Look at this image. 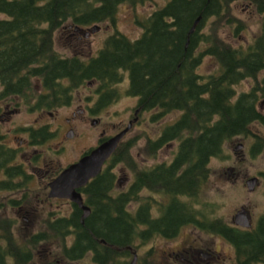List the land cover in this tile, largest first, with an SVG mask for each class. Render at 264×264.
I'll return each instance as SVG.
<instances>
[{
  "label": "trees",
  "instance_id": "1",
  "mask_svg": "<svg viewBox=\"0 0 264 264\" xmlns=\"http://www.w3.org/2000/svg\"><path fill=\"white\" fill-rule=\"evenodd\" d=\"M119 1L0 0V13L5 14L0 17V106L1 101L7 99H18V102L21 99L31 110L50 109L68 102L74 87L81 82L72 71L77 72L81 67L76 65V57H59L53 46L54 30L67 19L87 24L104 15H111ZM233 1L236 0H171L147 20V24L157 28L135 42L125 38L107 39L99 56L87 68L88 74H100L103 84L120 80L121 69H126L130 76L129 93L142 94L141 102L146 106L159 105L163 112L183 109L184 113L174 124L165 127L157 139H148L147 146L154 153L168 140L178 138L180 142L174 164L166 166L160 174L135 167L131 188L115 197L109 195L116 181V173L109 165L82 187L86 202L94 207L84 224L88 239L83 240H92L94 233L117 241L131 236L142 212L138 217L125 212L120 205L110 209L109 206L103 208L102 204L94 203L136 199L138 195L135 197L133 193L146 180L163 182L180 191L190 189L200 177V171L206 173L205 165L210 157L221 154L227 138L241 130L255 114L257 98L254 89L264 88V76L257 79V86L251 91L241 92L240 95H236L234 85L245 78L257 77L264 69V29L245 46L222 38L214 26L206 34L198 30L188 32L200 15L202 25L210 16L231 22L229 18H234ZM252 1L257 3L259 11L264 12V0ZM165 13L173 15L175 20L170 23L165 21L161 18ZM172 25H177V29H170ZM188 38L191 42L186 47ZM199 41H206L208 45L199 49ZM205 53L217 59L220 71L203 82L198 68ZM68 61L72 62L71 65ZM37 78L41 89L35 85ZM65 78H68L67 83ZM207 90H211L210 94L202 96ZM193 114L201 124L193 126L189 123ZM27 129L35 143L53 135L45 125L29 126ZM134 144V139L122 140L113 152V161L132 164L131 148ZM17 154L16 148L1 139L0 190L15 189L21 185L22 181L15 179L17 176H22L24 180L29 178L22 164L12 165ZM184 163L190 166L182 169ZM176 213L173 210L171 215ZM72 217L79 218L80 214L74 213ZM73 222L63 224V227L73 225L77 228L80 224L76 220ZM4 227L9 234L8 226ZM245 243L253 253H261L264 250V235ZM7 253L8 247L0 246V264H5Z\"/></svg>",
  "mask_w": 264,
  "mask_h": 264
},
{
  "label": "flooded vegetation",
  "instance_id": "2",
  "mask_svg": "<svg viewBox=\"0 0 264 264\" xmlns=\"http://www.w3.org/2000/svg\"><path fill=\"white\" fill-rule=\"evenodd\" d=\"M170 1L171 0H167L164 5L155 8L150 12L140 10L139 14L136 13L135 21L138 22V25L132 32L135 31L140 34L133 38L124 32L126 30L123 26L118 24L117 12L119 11L121 4L130 3L138 8V5L141 6L142 3H146V0H120L111 15H107L106 17L104 15V17L99 18V20L87 24L67 19L54 30L53 46L59 54V57L62 59L76 57V60L78 61L76 65H80L81 67L77 72L72 71L75 76L77 75V77L81 79L79 85L75 87L81 86L85 83H88L91 86L92 84H96L95 91L91 93V98L86 106L84 107L80 104L79 108L73 112V117L66 118L68 127L62 133L63 137L60 140V142H62V147H64L63 143L65 142V139H73L79 134L75 128L77 123L74 122L76 120L82 118L84 121L90 120L94 125H98L100 118L94 117L92 114L98 112L111 101L118 100L122 94H127L133 97L135 103L132 106L133 111L126 121L108 126L110 128L114 127L115 131L113 133L108 132V127H104L100 131L96 144L83 149L77 159L58 168L51 167V162L47 164V160L45 159L48 170L46 171L47 181L44 184L37 186V188H41L44 194H46V197L38 195L36 198L39 200L38 204L48 210L47 216H45V210L34 203H22L18 197L12 199L11 204L19 208V214L23 216V219H29L28 215L33 212L35 213L34 219L38 222L34 229L30 232L24 233L16 229L17 221H20L19 218L1 216L0 246L1 248L8 247L5 264H264V250L261 253L255 254L250 250V246L245 243L256 236H260L261 238V235H264V168L248 171L247 168L246 170H242V168H236V165H230L223 173L226 174L229 172L228 175L231 174L234 176L233 181H239V183L225 191L223 201H214L212 196L206 197L208 182L212 175L210 162L213 157H222L223 152L219 155H213L210 157L207 166L205 165L207 169L206 173L202 174L200 171V177L194 181L190 189L180 191L163 182L154 183V181L151 183L146 180L145 184L142 185L138 191H133V196L136 197V195H138L136 199L119 203H115V201L94 203L95 205H99V203L102 204L104 206L103 208L109 206L110 209L115 206L119 207L120 205L123 206L122 209L125 212L138 217L139 212H142L139 221H136L135 231L132 235H127L126 237L118 239V241L95 233L92 240H83L88 239V235L84 232L86 218L94 211L93 205L86 202V195L82 190V187L85 185L78 188L83 195L84 204L90 207V211L85 217L83 216L85 208L80 206L79 203L68 197L49 195L51 189L50 181L53 180V178H55L65 167L78 161L82 156L100 145L107 138L121 131L129 123H132V129L138 123L143 121L146 112L149 110L156 109V111H153V119L158 115L161 116H159L160 118H163L167 113L172 111L163 112V108L159 105L152 107L146 106V103L144 104L141 102L142 94L129 93L130 76L129 71L126 69H121L122 76L120 80L106 84L101 82L100 74L95 72L88 74L87 72L89 65L92 61H95L96 57L100 54V50L104 48L107 39L112 37L114 39L125 38L130 42H135L138 39H141L144 37L145 33L152 32L157 28L156 25L147 24L149 17L153 16L156 11L163 9ZM161 18L168 23L175 20L173 15L167 13L162 15ZM197 18H199V21L194 29H192ZM197 18H195L189 28V33L196 30L202 32L201 28L203 25L200 24L201 15ZM207 21L208 18L205 19L204 23ZM170 29L176 30L177 25H172ZM103 30L108 32V34L106 35L102 46L94 52L91 50V45L93 44L91 36ZM57 31H60L63 34L67 32L68 34L66 36L70 39L68 43L72 44L77 49H89L86 53L88 55L84 57L83 55H85V53L80 54L78 51H75L73 54H64L57 50L55 47V34ZM190 42V38H188L185 44L186 47H188ZM198 44L199 49H201L205 48L208 45V42L199 41ZM197 52H200V50ZM206 54L208 53L203 54V56ZM68 62L71 65L72 62ZM200 74L201 79L204 82L214 73ZM64 81L67 83L68 78H65ZM122 81L127 82L125 86L120 85ZM75 87L72 92V97L68 102L60 103L53 108L57 109L58 107L72 104ZM251 90H243L241 92ZM254 91L257 98L254 104L255 114L247 120L245 126L241 128V130L230 138H227L225 141L226 143L230 139L238 140L235 145V152L241 162L245 161L247 156L255 158L259 157V155L264 152V103L263 101H260V93L264 92V88H256ZM210 92L211 90H207L202 96H207L206 94H210ZM241 92L237 93L236 90V95H240ZM53 108L43 110L50 111L51 114H54L55 111H52ZM3 110L4 107L1 103L0 112ZM177 110L182 111L181 115L176 120L164 125L160 135L163 134L165 127L174 124L182 117L184 110ZM0 116H4V114H1ZM215 117L216 116L213 117V120ZM189 123L193 126L201 124L200 120H197V117L194 114L191 115ZM40 125L48 126L53 132V135L45 139L43 142L35 143L30 137V130L27 129L29 126L35 125L30 124L24 126L26 131H28L27 137H16V139H20V143L27 142L36 145L55 138L56 130L52 129L49 123ZM62 128V126L59 127V134H61L60 129L62 130ZM56 129H58L57 126ZM124 136L121 140L124 139ZM159 136L155 138L150 137L149 139H157ZM245 138L251 139V142L247 143L246 140H244ZM172 140L176 142L178 141L179 148L180 140L176 137L168 140L162 146ZM8 145L18 150V154L11 162L12 165L22 164L26 174L29 175V177L33 176L34 173L29 174L28 168L29 166L33 167L37 165V163L34 162L39 161V156L36 155L35 159L30 158L29 160H22L20 148L24 145L19 146L9 143ZM113 154H111L104 163V168L109 165L116 173L115 185L110 188L109 195L111 197H115L119 193L129 190L131 188V183L135 178L134 175L132 182L127 188L122 189L118 187L117 183L120 182L121 178L117 177L118 174L114 167L121 161H113ZM176 155L177 152L170 161L165 160L157 162L148 168L145 167L141 169L148 170L151 173L160 174L166 169V166L174 164ZM160 165L161 167L158 168ZM188 166H190V164L184 163L182 169H186ZM203 166L204 164H202V167ZM15 179L22 181V184L15 189L10 190L16 191L19 189H25L26 198L27 189L33 186L29 185L28 179L24 180L22 176H17ZM217 188L218 187H216V189ZM153 193H157L158 197ZM52 198L66 199L64 202H67L68 205L64 207L59 205V208L54 207L50 209V205L54 203V201L51 200ZM213 202H217L219 208H216ZM133 203L136 205H132ZM173 210H176L177 213L171 215ZM77 212L80 214V217H72L73 214ZM75 220L80 223L77 228L73 225L66 226L65 228L63 227V224H71L74 223L73 221ZM127 221L130 222V219L127 218ZM5 225H7L10 230V233L8 232L9 234H6L7 232H5ZM67 230L69 231L67 232ZM244 244L247 246H244Z\"/></svg>",
  "mask_w": 264,
  "mask_h": 264
},
{
  "label": "rangeland",
  "instance_id": "3",
  "mask_svg": "<svg viewBox=\"0 0 264 264\" xmlns=\"http://www.w3.org/2000/svg\"><path fill=\"white\" fill-rule=\"evenodd\" d=\"M167 0H146V3H142L141 6L138 5L136 8L130 3L121 4L119 11L117 12L118 24L123 26L126 34L130 37H136L140 33L132 32L134 28L138 25L135 21L136 13L139 14L140 10H146L147 12L152 11L166 3ZM232 15L234 18H229L232 20L228 22L225 18H218L217 16L208 17V21L203 23L201 31L203 33H210L212 26L217 31L216 33L222 38L226 39L230 43L235 45H247L250 43L254 37L264 29V12L259 11L257 3L252 0H236L232 2ZM4 13H0V17H4ZM228 17V16H227ZM68 23V22H67ZM68 33L64 34L57 31L55 34V47L57 50L64 54H73L78 51L80 54L86 57L89 49L80 50L77 49L72 44L68 43L70 41L69 37L66 36ZM108 32L101 31L99 33L93 34L91 36L93 40L92 51H96L102 46L103 41ZM198 71L202 74L218 73L220 71V65L217 59L212 55H204L202 62L198 68ZM264 76V69L260 71L257 77H248L238 82L235 88L238 92L243 90H251L257 84V79ZM126 81H122L120 85H126ZM35 85L41 89L40 81L37 78ZM96 84L92 86L85 83L81 86L75 87L74 90V100L70 105H64L53 108L54 114L50 111L31 110L26 106L20 99L5 100L1 101L4 110L0 112L4 116H0V138L5 142L13 145L22 146L20 148L22 154V160L35 159L36 155L39 156V161L36 166H29V174L34 173L33 176L28 178L29 187L27 189V197L25 198V189H19L16 191L2 189L0 190V218L1 216H11L19 218L17 221L16 229L21 232H30L36 227V221L34 219L35 213H30L29 219H23V216L19 214V208L11 204L12 199L15 197L20 198L22 203H34L37 206H43L38 204L37 196L42 195L46 197L41 188L37 186L44 184L47 181V164L51 162V167L58 168L67 165L70 161L77 159L83 149L88 148L96 144L100 131L104 127L111 126V124H119L122 121H126L128 116L132 113V106L135 103V99L127 94H122L118 100L111 101L109 104L101 108L98 112L92 114L94 117H99L100 121L98 125H94L90 120L84 121L82 118L76 120L77 123L76 130L79 134L73 139H65L64 147H62V133L68 127L66 122L67 117H73V112L76 111L80 104L81 106H86L91 98V93L95 91ZM258 89H261L258 87ZM262 91V90H260ZM259 91V92H260ZM260 101L264 103V92L260 93ZM14 110V111H11ZM154 110H149L146 112L145 118L142 122L138 123L131 130L127 132L124 136V140L134 139L135 144L131 148L132 154V164L126 162H120L115 165V170L117 172V177L121 178L120 182L117 183L119 188L125 189L132 182L135 170L134 168H145L150 167L152 164L157 162L168 160L170 161L178 149V141H170L156 152L152 153V150L148 148V139L150 137L155 138L159 136L162 132L163 126L169 122L176 120L182 113L181 110H172L167 113L163 118L158 115L152 118ZM133 115V114H132ZM160 116V117H159ZM163 116V115H162ZM49 123L52 129L56 130V135L54 139H50L41 144H30V143H20L18 138H26L28 131L24 126L34 124L38 126L40 124ZM56 126L58 129H56ZM62 126L61 134H59V127ZM24 128V129H22ZM108 132L113 133L115 131L114 127L107 128ZM247 143L251 142V139L245 138ZM238 140L230 139L224 145V151L222 157H213L210 162L212 169L211 179L208 182L206 197L212 196V199L217 202L224 200L225 191L228 188L234 187L239 181H233V175H228V173H223L228 169L230 165H236V168H242V170L253 171L255 169L264 168V152L259 155V157L253 158L252 156H247L246 160L241 162L236 155L235 145ZM53 158V159H51ZM47 160V164L45 162ZM34 168V169H33ZM228 175V176H227ZM216 187H218L216 189ZM158 197L157 193H153ZM152 194V195H153ZM54 203L50 209L56 207L59 208L67 206L68 203L64 202L66 199L52 198ZM217 202H213L216 208H219ZM132 205H136L133 203ZM230 206V205H229ZM66 208V207H65ZM45 210V216H47V209ZM37 212V211H36ZM22 216V218H21ZM38 218V217H36Z\"/></svg>",
  "mask_w": 264,
  "mask_h": 264
},
{
  "label": "water",
  "instance_id": "4",
  "mask_svg": "<svg viewBox=\"0 0 264 264\" xmlns=\"http://www.w3.org/2000/svg\"><path fill=\"white\" fill-rule=\"evenodd\" d=\"M200 18V17H199ZM196 19L194 26L198 23ZM132 123L120 132L111 136L100 145L82 156L78 161L65 167L53 180L50 181V196L68 197L85 208L83 216H87L90 207L84 204V198L79 187L88 183V181L98 175L103 167L104 162L110 154L116 149L120 139L131 128Z\"/></svg>",
  "mask_w": 264,
  "mask_h": 264
}]
</instances>
